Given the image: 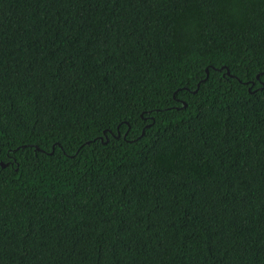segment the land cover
Instances as JSON below:
<instances>
[{"label": "trees", "instance_id": "obj_1", "mask_svg": "<svg viewBox=\"0 0 264 264\" xmlns=\"http://www.w3.org/2000/svg\"><path fill=\"white\" fill-rule=\"evenodd\" d=\"M0 264H264V0H0Z\"/></svg>", "mask_w": 264, "mask_h": 264}]
</instances>
